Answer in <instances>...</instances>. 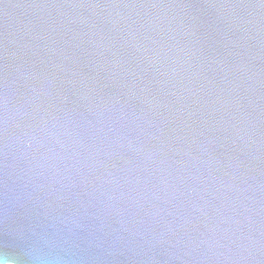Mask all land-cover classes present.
Wrapping results in <instances>:
<instances>
[{"label": "water", "instance_id": "1", "mask_svg": "<svg viewBox=\"0 0 264 264\" xmlns=\"http://www.w3.org/2000/svg\"><path fill=\"white\" fill-rule=\"evenodd\" d=\"M0 264H264V0H0Z\"/></svg>", "mask_w": 264, "mask_h": 264}]
</instances>
